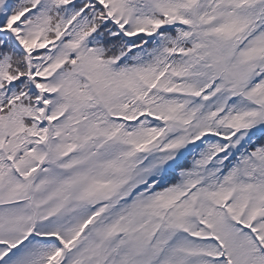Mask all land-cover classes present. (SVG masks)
Segmentation results:
<instances>
[{"label":"snow or ice","instance_id":"6c2138e0","mask_svg":"<svg viewBox=\"0 0 264 264\" xmlns=\"http://www.w3.org/2000/svg\"><path fill=\"white\" fill-rule=\"evenodd\" d=\"M0 264H264V0H0Z\"/></svg>","mask_w":264,"mask_h":264}]
</instances>
